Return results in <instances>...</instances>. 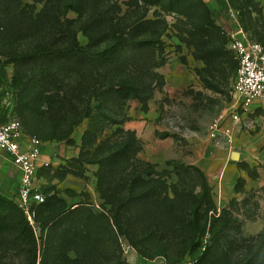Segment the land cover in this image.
<instances>
[{
	"label": "rangeland",
	"instance_id": "rangeland-1",
	"mask_svg": "<svg viewBox=\"0 0 264 264\" xmlns=\"http://www.w3.org/2000/svg\"><path fill=\"white\" fill-rule=\"evenodd\" d=\"M238 32L264 46V0H0V125L45 197L31 239L0 153V264H264V108L208 133Z\"/></svg>",
	"mask_w": 264,
	"mask_h": 264
},
{
	"label": "built area",
	"instance_id": "built-area-1",
	"mask_svg": "<svg viewBox=\"0 0 264 264\" xmlns=\"http://www.w3.org/2000/svg\"><path fill=\"white\" fill-rule=\"evenodd\" d=\"M244 38L245 43H242L232 35L230 42L236 62L231 84L232 103L208 130L209 136L217 142L231 141L232 126L240 123L246 111L264 108V46ZM0 153L5 154L20 173L16 203L31 226L34 223L32 205L45 201L35 183L36 170L41 165V142L36 137H24L20 123L10 119L0 125Z\"/></svg>",
	"mask_w": 264,
	"mask_h": 264
},
{
	"label": "trees",
	"instance_id": "trees-1",
	"mask_svg": "<svg viewBox=\"0 0 264 264\" xmlns=\"http://www.w3.org/2000/svg\"><path fill=\"white\" fill-rule=\"evenodd\" d=\"M0 203L1 204H3V203H5V200L4 199H2L1 197H0ZM39 205H41V204H39ZM38 205V206H39ZM19 209V208H18ZM19 214H20V219H21V221H22V229H21V232L23 233V234H25L27 237H29V238H31V239H33V237H34V235H33V229H32V227L29 225V223H28V221H27V219H26V217H25V215H24V213L19 209ZM37 228H38V226H37ZM7 230V226L6 225H4V224H0V232H4V231H6ZM41 235H42V233H40ZM41 235H40V237H41Z\"/></svg>",
	"mask_w": 264,
	"mask_h": 264
},
{
	"label": "water",
	"instance_id": "water-1",
	"mask_svg": "<svg viewBox=\"0 0 264 264\" xmlns=\"http://www.w3.org/2000/svg\"><path fill=\"white\" fill-rule=\"evenodd\" d=\"M235 37H236L239 41H241L242 43H245V38H244V36H243V33L238 32V33L235 35ZM229 158H230L231 160H238V158H239V153H238L237 151H231V152H230V155H229ZM33 226H36V223H35Z\"/></svg>",
	"mask_w": 264,
	"mask_h": 264
},
{
	"label": "crops",
	"instance_id": "crops-1",
	"mask_svg": "<svg viewBox=\"0 0 264 264\" xmlns=\"http://www.w3.org/2000/svg\"><path fill=\"white\" fill-rule=\"evenodd\" d=\"M244 36V35H243Z\"/></svg>",
	"mask_w": 264,
	"mask_h": 264
}]
</instances>
